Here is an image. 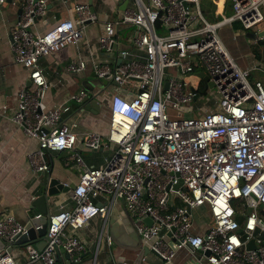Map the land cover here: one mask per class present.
I'll return each instance as SVG.
<instances>
[{"label": "built area", "instance_id": "2783aa9c", "mask_svg": "<svg viewBox=\"0 0 264 264\" xmlns=\"http://www.w3.org/2000/svg\"><path fill=\"white\" fill-rule=\"evenodd\" d=\"M46 2L17 0L9 47L28 84L17 89L10 119L36 140L27 153L33 170L48 169L44 151L63 149L64 163L84 168L68 190L71 204L49 214L41 249L22 246L26 263L54 264L58 249L68 264H77L87 247L75 231L98 217L94 264L99 247L111 242L108 217L121 201L140 246L164 262L183 250L184 264H264V85L249 74L264 65L238 66L217 33L233 21L242 30L264 25V0H229L230 13L214 21L204 17L199 0H125L102 19L89 2L72 0V17L38 32L33 25ZM90 23H99L95 43L111 54L109 61L94 57L87 40L86 54L78 51ZM120 25L133 27L123 48L117 46ZM67 44L77 54L62 63L65 72L89 66L99 80L109 75L114 82L104 134L77 131L65 115L68 106L42 101L48 84L38 59ZM86 96L81 87L69 94L77 103ZM83 149L105 155L88 165ZM196 210L207 219L197 223ZM25 231L12 214L0 213L1 240L11 242ZM0 264H17L7 245L0 248Z\"/></svg>", "mask_w": 264, "mask_h": 264}, {"label": "crops", "instance_id": "0c3cea01", "mask_svg": "<svg viewBox=\"0 0 264 264\" xmlns=\"http://www.w3.org/2000/svg\"><path fill=\"white\" fill-rule=\"evenodd\" d=\"M12 1L13 3H11ZM85 1L90 3V7L94 11L102 14L99 19L111 14V11L113 12L115 9H121L119 8L121 1L117 0ZM71 2L72 0H47L43 14L36 19L33 28L38 32H42L57 19L72 17ZM210 2L213 4L212 14L215 18L221 14L228 15L230 13L229 0H221L220 6L216 4V0H210ZM200 8L202 9L201 5ZM18 9L17 0H10V2L4 0L3 3H0V110L2 105H5V108L0 112V213H10L17 221L22 223L26 217L31 215V211L28 208L29 202L32 197L40 192L42 186L40 177L43 171L33 170L27 160V153L36 147V140L24 134L21 128L10 119V114L16 105L17 89L22 85L26 86L28 84L26 71L13 61L9 47V33L13 27ZM262 13L264 16V10ZM205 14L207 13L203 14L204 17ZM228 25L236 30L233 33L234 37L238 35V30H241V34H244L245 38H247L249 45L244 44L245 47H251L255 43L260 44L263 42L264 36L253 37L248 33H255L263 29L264 25H259L255 30L251 31L240 29V24L237 21H233ZM98 31L99 23L87 24L83 30L78 51L82 55L86 54L83 43L87 40L94 57L109 61L111 54L99 49L95 43V36ZM233 35L232 38H234ZM127 45L128 43L126 42H117L118 48H123ZM224 46L234 56L230 47H227L226 44ZM76 54V48L71 44H67L59 50L41 56L38 59V66L48 84L42 94V101L46 107L56 104L68 106L65 115L67 118L69 117L76 121L77 131L92 130L104 134L107 130V122L103 117L108 113V109L106 110L105 96L99 88H92V90H86L85 88L87 96L79 103L69 98L71 92L80 87L84 88L83 83H92L89 77L93 75L89 66H86V69L81 73H68L62 69V63L73 59ZM250 54L253 58V63H250V65L248 60L242 63L235 56L234 58L241 67L262 64L261 62L263 61L260 59L258 52L252 50ZM250 54L249 50H247V59ZM110 89L112 90V88ZM121 91L125 90L122 89ZM89 103L92 104L90 105ZM67 152L64 149L44 152L45 161L48 164L46 172L49 177L56 178L62 185L61 190L49 197V213L57 211L60 207L59 205L68 207L71 204L68 199V190L77 182L78 174L84 168L64 163V157ZM80 153L88 165L100 164L102 157L105 155L103 150L90 151L83 149L80 150ZM118 204L119 206L111 211L106 227V231L111 235V242L109 245L104 244L99 247L94 264H120L118 263L120 259L127 261V264H164V261L155 254L144 251L140 246L137 233L133 229L128 214L122 207V202L119 201ZM98 223L99 219L94 217L75 231V234L84 240L87 247V251L77 264L92 263L89 258L90 248L95 238ZM9 252L13 255L17 264H40L26 263L27 258L22 246L12 247ZM141 257H144V259L141 260ZM184 259L185 252L178 250L173 260L168 264H184ZM54 264H68V261L60 253L56 257Z\"/></svg>", "mask_w": 264, "mask_h": 264}, {"label": "water", "instance_id": "95a60500", "mask_svg": "<svg viewBox=\"0 0 264 264\" xmlns=\"http://www.w3.org/2000/svg\"><path fill=\"white\" fill-rule=\"evenodd\" d=\"M6 2H10V0H5ZM125 5V0H122L119 3V8H123ZM19 12V9L17 10ZM251 36H264V27L261 30L256 31L255 33H248ZM119 59H117L118 61ZM196 74L200 77L202 81H206V75L201 71H197ZM109 79V75H106L104 79H100L101 84H105ZM28 82V81H27ZM113 84V81H109ZM208 85H211L209 81H207ZM163 86H166V82L163 83ZM90 105L92 103H89ZM64 114H61L63 117ZM45 152V151H44ZM45 158V155H43ZM40 182L42 184L40 192L31 198L29 202V209L31 211L30 217H26L23 225L26 231L24 233L18 234L12 238L11 242H7L0 239V248L4 245H7V251H10L12 247L23 246L25 243H32L37 249H41L44 243L47 241L46 236V226L48 223L49 211H48V203L49 197L53 194L57 193L61 190L62 185L56 178L49 177L46 171H43L40 177ZM98 218V217H97ZM146 222L149 223V220L146 219ZM38 226L37 228H34ZM168 234V232H167ZM247 247H253V241L249 240L246 244ZM144 251H147L146 248H143ZM60 254L59 250H55V255L58 257ZM65 258H67L66 254H63ZM90 258V256H89ZM164 264H168V262H164Z\"/></svg>", "mask_w": 264, "mask_h": 264}, {"label": "rangeland", "instance_id": "374dc122", "mask_svg": "<svg viewBox=\"0 0 264 264\" xmlns=\"http://www.w3.org/2000/svg\"><path fill=\"white\" fill-rule=\"evenodd\" d=\"M200 5L203 9L208 11V14H205L206 19H208V20H215L216 19L212 15L213 5L209 2V0H207V1L206 0H200ZM107 8H109V7H107ZM263 10H264V8L262 9V11ZM111 13H112V11H111ZM97 16H98V18H101L102 14L97 12ZM132 30H133L132 26H122V25L118 26L117 27L118 41L127 43V35ZM251 30H252V28L248 29V31H251ZM235 31L236 30L232 29L228 24H225L224 26L217 29V33H218L220 39L222 40V42H224V44H226L227 47H230L231 52L234 54V56L238 60H241L242 63H245L248 60V64L250 65V63H253V58H252L250 53L252 52V50H254L255 52H258L260 59L263 61L261 63L264 65V38H263V42H261L260 44L255 43L251 47H245L244 44L248 45L247 38H245L244 34H241V32H240L241 30H238V32H239L238 35H236L234 38H232V35ZM247 50H249V54H250L248 59L246 57ZM227 51H228V49H227ZM229 54L231 55L230 52H229ZM234 56H232V57L234 58ZM234 60L238 64V62L235 58H234ZM259 61H257V62H259ZM170 70L173 71L174 69L168 68V71H170ZM249 74H250V78L258 79L264 85V70L262 68L258 67V68L251 69L249 71ZM89 79L92 83H90V82L83 83L84 89L86 88V90H92V88H99V90L105 96L106 106H107L108 105V95H109V92L111 90L110 88H112V84L109 81H107L105 84H101L100 80L98 78H96L95 76H91V77H89ZM203 96H206V94ZM202 100H203V97H198L197 102H200ZM205 106H206V104H205ZM106 110H107V108H106ZM103 118L106 122H108V113H106V115H104ZM205 215H206V213H201V211H198V210L195 211V219H196L197 223H201V222L205 221L207 219ZM129 218L131 220L130 216H129ZM131 224H132V221H131ZM132 226H133V224H132ZM133 229H134V227H133ZM137 236H138V234H137ZM138 239H139V237H138Z\"/></svg>", "mask_w": 264, "mask_h": 264}, {"label": "trees", "instance_id": "16d2710c", "mask_svg": "<svg viewBox=\"0 0 264 264\" xmlns=\"http://www.w3.org/2000/svg\"><path fill=\"white\" fill-rule=\"evenodd\" d=\"M209 2H210V0H209ZM210 3H211V2H210ZM211 4H212V3H211ZM216 4H217V0H216ZM212 5H213V4H212ZM200 9H201V8H200ZM201 11H202L203 14H204L205 12L208 14V11H206V10L203 9V8L201 9ZM212 15H213V14H212ZM213 16H214V15H213ZM219 17H220V15H219L218 17H216V19H218ZM214 18H215V17H214ZM216 19H215V20H216ZM209 21H214V20H209ZM199 84H200V85H199L200 87L203 86V82H200ZM199 90H200V89H199ZM200 91H201V90H200Z\"/></svg>", "mask_w": 264, "mask_h": 264}, {"label": "bare ground", "instance_id": "6f19581e", "mask_svg": "<svg viewBox=\"0 0 264 264\" xmlns=\"http://www.w3.org/2000/svg\"><path fill=\"white\" fill-rule=\"evenodd\" d=\"M221 0H218L217 5L220 6Z\"/></svg>", "mask_w": 264, "mask_h": 264}]
</instances>
